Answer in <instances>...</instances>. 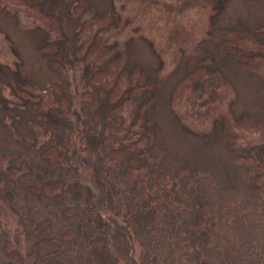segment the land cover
Masks as SVG:
<instances>
[{
	"label": "rangeland",
	"instance_id": "rangeland-1",
	"mask_svg": "<svg viewBox=\"0 0 264 264\" xmlns=\"http://www.w3.org/2000/svg\"><path fill=\"white\" fill-rule=\"evenodd\" d=\"M80 1L86 6L76 11ZM26 2L57 20L52 31L67 70L49 68V53L38 55L48 21L35 10L22 14V6L19 26L0 12V80L17 75L21 84L39 89L55 83L69 102L63 115L30 105L0 109V156L10 158V166L29 167L20 185L8 182L0 190V264H26L30 254L34 264H264V126L225 130L220 121L205 119L198 135L184 129L169 105L176 83L207 66L225 80V117L253 127L264 123V75L239 68L223 44V30L264 26V0L198 2L175 10L111 0ZM88 9L111 15L108 43L125 48V68L137 65L149 80L160 76L144 114L149 125L140 120L138 106L151 91L121 114L110 113L117 101L98 96L92 74L114 55L99 64L93 56L83 59L87 45L76 32ZM29 121L45 132L38 150L31 149ZM156 128L163 153L142 173L119 178L130 159L136 166L144 162L140 154L154 144ZM142 137L140 146L118 159L105 158ZM48 147L59 153L56 167L41 155ZM57 180L63 185L53 197L24 189Z\"/></svg>",
	"mask_w": 264,
	"mask_h": 264
},
{
	"label": "trees",
	"instance_id": "trees-1",
	"mask_svg": "<svg viewBox=\"0 0 264 264\" xmlns=\"http://www.w3.org/2000/svg\"><path fill=\"white\" fill-rule=\"evenodd\" d=\"M111 1L113 3L125 2L137 4L140 2L148 5L160 4L168 10H175L184 8L186 5L192 6L198 2L203 6H215L218 0ZM16 4H11L7 0H0V12L11 16L16 26H19L20 23L19 15L23 11L22 6L25 7L22 14H28V10H35L39 16L42 14L40 13L39 4L30 5L26 0H17ZM85 6V2L80 1L75 6V10L82 11ZM86 13L88 19L76 32V38L80 43L87 45L83 59L93 56L94 61L99 64L106 57L114 55L107 61L104 68L98 69L92 74V82L99 85L98 96L106 97L109 101H117V104L110 110V113L121 114L123 112L128 113L129 108L136 105L138 97L146 91H151V96L148 99H143L138 106L140 120L145 122L146 125H149L144 114L149 104L153 101L154 90L161 83L160 76L158 75L154 80H149L139 66L125 68V48L118 43L112 45L108 43L107 36L113 32L110 25L107 26L112 18L111 15L105 14L103 16H97L91 9H88ZM42 15L48 21V23L44 22L42 26L47 36L37 48V53L39 56L44 55L45 52L49 53L50 58L47 61L49 68L63 73L67 68L62 63V56L56 44L59 38L56 37V32L52 31L53 26L56 27L54 29H57V20L54 16ZM51 34L54 37H51ZM223 44L224 48L235 57L239 68L251 73L264 75V26L256 29L254 32L223 30ZM15 80L16 83H14ZM20 82L21 79L17 75L12 76L7 81L0 80V109L22 108L25 110L26 106L30 105L32 108L40 111L55 108L59 111L58 115H63L66 112L65 110L69 101L62 95L61 88L57 84L49 83L46 87L39 89L32 86L28 87L27 84H21ZM224 82L225 80L220 73L207 66H202L195 67L176 83L170 95L169 105L171 111L186 131L198 135L201 134L200 132L202 130H199L198 127L204 123L203 121L205 119L213 120V122L220 121L225 130L240 129L242 128L240 126H243L257 131L259 126H264L263 122H255L253 127L252 122H247V120L231 121L225 117L227 115V109L230 106V101L227 99ZM225 100L229 102L227 105L224 104ZM3 120L14 138L19 141L20 138L16 135L12 126V118L5 115L3 116ZM28 125L31 127L35 138V144L31 145V149L38 150L40 134L42 132L45 134V132L40 129V124L37 122L29 121ZM158 139L159 130L156 128L154 144L150 148L144 149L140 154V157H144V162L136 166V158L130 159L129 166L120 172L119 178L128 177L135 172L142 173L151 162L155 161L164 151L159 147ZM229 139V145L235 146L237 144V138L235 136L232 137L230 135ZM143 142L144 139L142 137L124 148L110 152L105 158L115 157L118 159L117 157L140 146V143ZM41 155L52 167H56L59 162V153L55 147H48V149L42 151ZM9 161L10 158L0 156V190L4 189L8 182L20 185V178L29 172L27 165L21 164L18 167H13L10 166ZM62 185V181L57 180L53 183H44L40 187L28 185L24 189L36 196L45 195L47 197H53L61 192ZM6 197L10 198V195L7 193ZM2 205H5V203L0 197V206ZM201 224L202 222L198 221L194 225L190 224V226ZM46 225L47 220L39 224L34 229V232H38ZM30 255L29 258H26V264H34L32 259L34 254Z\"/></svg>",
	"mask_w": 264,
	"mask_h": 264
}]
</instances>
